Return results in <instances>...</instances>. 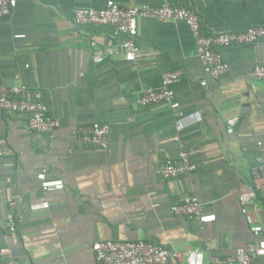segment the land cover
Wrapping results in <instances>:
<instances>
[{"label":"crops","instance_id":"0c3cea01","mask_svg":"<svg viewBox=\"0 0 264 264\" xmlns=\"http://www.w3.org/2000/svg\"><path fill=\"white\" fill-rule=\"evenodd\" d=\"M108 1L122 8H159L166 0H16L12 14L0 20V86L40 93L47 118L59 122L50 137L29 131L26 115L0 110L5 152L0 222L13 218L18 223L15 235L0 236V257L28 264H96L92 245L113 240L182 255L198 250L203 264H215L264 240V184L256 190L258 238L238 201L255 187L251 169L264 158V81L252 75L264 66V40L222 49L230 71L211 80L203 74L184 22L139 19L136 61L117 55L95 64L91 42L115 50L121 38L109 27L77 26L73 12L101 10ZM168 1L195 12L205 35L264 27V0ZM169 71L182 73L171 87L179 111L202 116L181 136L195 171L175 179L160 173L178 156L174 112L166 105L136 104L144 91L159 90ZM231 118L237 123L228 134ZM94 123L108 127L104 150L84 144L77 133ZM41 173L46 180L62 181L64 189L42 192ZM188 195L215 221L202 225L173 216L172 207ZM42 202L49 203L47 210H29ZM253 264H264V258Z\"/></svg>","mask_w":264,"mask_h":264},{"label":"built area","instance_id":"2783aa9c","mask_svg":"<svg viewBox=\"0 0 264 264\" xmlns=\"http://www.w3.org/2000/svg\"><path fill=\"white\" fill-rule=\"evenodd\" d=\"M246 1V0H245ZM16 0H0V20L9 17L16 7ZM155 19L162 23L184 22L190 29L194 41L197 58L202 66L203 74L211 80H219L230 71L229 64L224 60L221 50L232 46L252 45L264 40V27H250L242 32H225L205 35L201 31V21L197 14L189 9L174 6L168 0L159 8L129 7L122 8L112 1L106 3L105 8L76 9L73 12V20L79 27H109L114 30L120 39L117 49L103 50L91 42L94 49L92 61L100 64L106 58L120 55L126 62H135L139 53L137 46V21L139 19ZM256 80L264 81V66H257L253 70ZM182 78L180 71H169L162 75L161 88L159 90H146L136 100L141 108L166 105L174 112V140L178 145L176 160H167L160 168V173L165 179H175L189 175L195 171V166L185 149L182 133L189 127L202 122L199 112L184 115L179 111V104L174 100V92L171 87ZM203 87L206 81L201 82ZM0 110L27 116V128L29 131L52 136L59 129L57 120L46 116L47 108L41 101L38 92L29 91L22 86L7 89L0 86ZM237 123L236 118L226 121L227 133L234 132ZM82 142L98 150L107 148L108 127L94 123L80 127L77 130ZM4 148L0 142V164L4 161ZM251 176L255 187L248 193L238 198L241 213L249 227L251 234L258 238L262 233L261 226L257 223L256 213L259 211L256 205V190L260 184H264V158L258 157L256 164L251 169ZM41 183V191L50 193L64 189L60 180H46L44 173L38 175ZM49 208L48 202L32 204L31 212H39ZM250 210L252 214H250ZM173 216L187 217L196 220L199 224H209L215 221L214 215H204L202 204L194 195L186 196L180 204L171 209ZM17 220L9 218L0 222V236L3 234L15 235L17 233ZM96 264H165L168 260H176L184 264H203V256L200 251L192 250L182 255L170 252L166 249L155 247L151 244L140 242L122 241H98L92 245ZM256 258H264V240L256 239L242 248L234 250L231 254L216 260L215 264H253ZM0 264H28L26 262L1 258Z\"/></svg>","mask_w":264,"mask_h":264}]
</instances>
